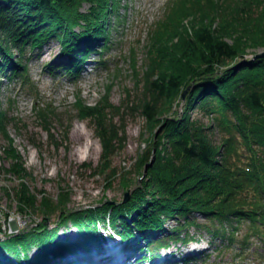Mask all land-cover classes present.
<instances>
[{
    "label": "trees",
    "instance_id": "obj_1",
    "mask_svg": "<svg viewBox=\"0 0 264 264\" xmlns=\"http://www.w3.org/2000/svg\"><path fill=\"white\" fill-rule=\"evenodd\" d=\"M119 3L0 0V69L17 64L11 73L26 75L25 65L11 51L13 45L20 51L23 44L35 50L56 37L77 57L63 66L65 75L77 74L78 59L95 50L83 46L85 42H101L100 52L107 46L106 21L110 14L119 17ZM166 10L151 31L148 62L137 75L139 94L130 98L127 90L119 105L104 95L94 105L78 106L79 117L95 126L102 147L95 170L106 174V185L116 173L110 158L125 139V125H118L121 110L143 118L149 136L135 167L144 176L130 200L102 199L98 205L64 212L65 222L79 230L82 240L62 239L44 224L17 234L0 244V264L70 263L80 252L105 245L102 224L123 241H148L139 248L142 258L160 257L156 249L192 239L190 226L234 244L240 224L247 220L248 230L237 243L247 247L251 237L264 243V57H255L264 48V0H171ZM175 106L182 107L179 114ZM5 119L0 109V130L8 136ZM7 152L13 158L9 171L24 175V162L12 140ZM121 178L122 184H129L130 179ZM16 195L21 210L34 205L35 197L23 182ZM40 206L51 208L50 199L43 196ZM198 214L210 223H198ZM170 217L184 221L167 228ZM143 231H162L164 236L138 238ZM150 243L156 246L147 247ZM35 247L40 252L31 256Z\"/></svg>",
    "mask_w": 264,
    "mask_h": 264
},
{
    "label": "rangeland",
    "instance_id": "obj_2",
    "mask_svg": "<svg viewBox=\"0 0 264 264\" xmlns=\"http://www.w3.org/2000/svg\"><path fill=\"white\" fill-rule=\"evenodd\" d=\"M170 1L120 0L119 17L116 18L114 14H110L109 20L107 18L106 21L107 24L109 22L107 46L99 52L101 46L99 42L95 47L96 50L87 55L88 61H91V64L87 66H94L92 72H78L77 75L62 73L63 67L57 64L62 56L49 60V55L43 53L54 48L65 55L66 49L56 37L35 50L23 44L20 51V46L13 45L11 51L25 65L26 75L20 72L11 73L7 67L0 69L4 74L3 82H0V109L5 113L8 134L7 136L0 130V204L8 207L11 215L18 210L16 193L21 187V182L26 184L31 195L35 197L36 206L39 205L43 196L57 202L61 193L66 194L64 205L67 208L66 211L70 212L74 209L98 205L103 197L111 202L122 201L127 191L132 194L141 183L144 175L136 169L135 163L145 139L149 136L143 118L139 114L131 116L129 110H121L122 118L118 125L120 123L125 125V139L122 148L110 158V167L115 168L116 173L110 176V183L106 186V174L95 170L102 159V147L95 126L92 120L79 117L78 106L79 102L94 105L104 95H108L111 103L119 105L127 98L125 93L127 90L131 92L130 98L139 94L137 75L145 70L148 62L151 31L163 19ZM87 7L88 5L85 6ZM188 19L190 18H187L185 22L190 26ZM263 49L260 48L258 51ZM44 60H48L46 64ZM1 63L3 61L0 59V66H2ZM174 110L179 114L182 107L175 106ZM113 112L117 113L116 110ZM173 115L174 113H169V116L173 117ZM45 118L48 123H45ZM77 122L83 123L86 130L92 132L94 148L72 156L69 146L74 143L72 133ZM47 124L50 127L49 131L44 129V125ZM215 136L217 141L219 134ZM11 140L18 148L25 165L26 172L21 176L9 171L13 164V158L7 152ZM146 172L144 170V174ZM123 175L130 179L128 187L121 182ZM26 213L34 214L36 217L32 224L27 226L29 230L44 221L45 228L56 229L58 236L62 239L61 234L67 229L77 235V238L68 235L70 239L77 240L81 237L79 230L68 223L69 221L65 222L58 209L47 215L39 209H29ZM178 220L181 223L184 218L170 217L166 220L165 226L172 228L177 225ZM207 220L204 216H197L200 224H204ZM240 225L241 230L238 231L236 242L243 240L242 236L249 227L247 220ZM101 226V232L105 238L118 240L120 243L118 238L111 236L110 233L113 231L108 229V225ZM230 228L231 226L227 230H231ZM187 232L193 239L199 241V245L171 242L167 251L170 252L181 246L189 250L190 246H194L198 249L197 255L201 256L202 252L207 253L206 258L203 257V260L193 264H264V261L246 254L256 247L259 254H264V248L257 244V238L251 237L250 245L243 249L238 248V243L227 246L224 239L211 238L204 229L190 226ZM163 235L164 233H156L152 236L156 238L149 236L147 238L158 239ZM150 241L153 240L150 239ZM142 242L146 244L148 241ZM155 243H150L147 247H155ZM164 251V249L159 250L161 253ZM30 254L36 256L38 247L33 248ZM134 259L135 257L129 260L128 264H133ZM151 259L148 255L143 258L142 264L153 263ZM83 260L85 264L89 261ZM96 260L99 263L104 262L103 259ZM89 262L91 264V261Z\"/></svg>",
    "mask_w": 264,
    "mask_h": 264
},
{
    "label": "water",
    "instance_id": "obj_3",
    "mask_svg": "<svg viewBox=\"0 0 264 264\" xmlns=\"http://www.w3.org/2000/svg\"><path fill=\"white\" fill-rule=\"evenodd\" d=\"M255 57L256 58L264 57V49L262 51L258 52ZM186 93H187V90L183 93V96H185ZM153 160L154 159L152 158V161L145 166V169H144L145 172L148 169V167L152 164ZM125 186L128 187L129 184H127ZM62 195H63V193H61V195H59V198H58V201L57 202H53L49 198L50 199V202L52 204V207L51 208H46V207L40 206V202H39V205L36 206L35 205V202H34V205H31V206H23L24 207V210H21L18 207L17 208L18 209L17 212L14 213V214H12V215H11V212H9L10 210H9L8 207H5L4 204L3 205L0 204V244L4 243L6 240L10 239L11 237H13V236H15L17 234H21V233H23L25 231H30L29 228H27V226H29L30 223L33 222V220L36 217H35L34 214L26 213V212H28L29 209L30 210L31 209L32 210L39 209L43 214H46V215L49 214V213H51L55 209H58L60 211V215L63 214L64 212H67L66 211L67 208L64 205L65 198H66V194L64 195L65 197L62 196ZM130 198H131V192L127 191L126 194H125V198L123 200L125 202H127V201L130 200ZM102 199H106V197H103ZM102 199H100V200H102ZM39 224L40 225L44 224L46 226V224L44 223V221H41L38 224H36L35 227L40 226Z\"/></svg>",
    "mask_w": 264,
    "mask_h": 264
},
{
    "label": "bare ground",
    "instance_id": "obj_4",
    "mask_svg": "<svg viewBox=\"0 0 264 264\" xmlns=\"http://www.w3.org/2000/svg\"><path fill=\"white\" fill-rule=\"evenodd\" d=\"M43 53H44V55H45V53H47L49 55V57H50L49 60L64 55V53L60 52L59 50H54V48L53 49H50L47 52H43ZM47 61L48 60H44L43 61L44 64H46ZM72 135H73L72 138L74 140V143L69 146V151L72 154V156H76V155H78V153H81L84 150H89V151L90 150H93V148H94V140L92 139V135L93 134H92V132L86 130L85 125L83 123H81V122H77L76 123V125L73 127V133H72ZM61 235L63 236V239H65V237H66V239L69 238L68 235L73 236L72 238H77V235L73 231H69L68 229L65 230V231H63ZM80 239L81 238L78 237L77 240H80ZM106 243L111 247L113 245H116L118 242L117 241H114V240L113 241H110L109 240ZM122 252H124V251H122ZM122 252H121L120 256H124L125 259L127 260L128 257L126 256V253L124 252L125 253L124 254ZM82 254H83V257L82 258H84L86 260H89L87 258L88 256H84V255H86V253L82 252ZM34 256H35V254H34ZM86 264H90V263H86Z\"/></svg>",
    "mask_w": 264,
    "mask_h": 264
}]
</instances>
